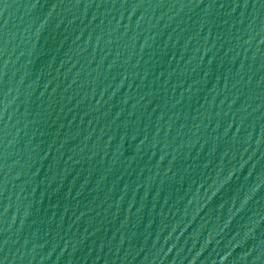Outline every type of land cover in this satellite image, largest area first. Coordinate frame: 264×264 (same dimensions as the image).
Segmentation results:
<instances>
[{"label": "water", "instance_id": "1", "mask_svg": "<svg viewBox=\"0 0 264 264\" xmlns=\"http://www.w3.org/2000/svg\"><path fill=\"white\" fill-rule=\"evenodd\" d=\"M0 264H264V0H0Z\"/></svg>", "mask_w": 264, "mask_h": 264}]
</instances>
